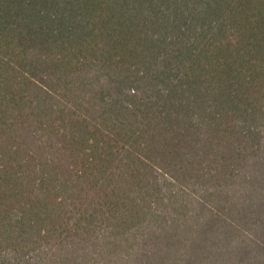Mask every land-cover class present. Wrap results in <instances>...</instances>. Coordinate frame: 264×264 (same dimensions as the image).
Segmentation results:
<instances>
[{
	"label": "trees",
	"instance_id": "trees-1",
	"mask_svg": "<svg viewBox=\"0 0 264 264\" xmlns=\"http://www.w3.org/2000/svg\"><path fill=\"white\" fill-rule=\"evenodd\" d=\"M0 264H264V0H0Z\"/></svg>",
	"mask_w": 264,
	"mask_h": 264
}]
</instances>
